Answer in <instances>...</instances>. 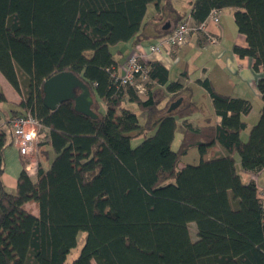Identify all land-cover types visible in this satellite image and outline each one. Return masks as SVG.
Masks as SVG:
<instances>
[{
	"label": "trees",
	"instance_id": "1",
	"mask_svg": "<svg viewBox=\"0 0 264 264\" xmlns=\"http://www.w3.org/2000/svg\"><path fill=\"white\" fill-rule=\"evenodd\" d=\"M149 6L155 15L147 25L158 24L157 39L184 22L199 32L213 10H233L247 43L233 52L250 58L255 73L261 69L262 105L246 142L240 136L250 103L216 93L207 78L196 83L219 123L206 119L203 126L191 124L198 108L190 101L170 113L172 102L161 107L189 89L169 81L159 61L142 63V94L118 85L111 49L141 39ZM190 7L187 18L173 0H0V74L20 97L9 119L37 118V147L54 153L47 169L37 166L35 182L23 160L10 193L2 175L13 139L10 127L0 130V264H67L80 233L86 237L71 264H264V204L254 180L242 182L234 159L251 176L264 170V0H193ZM61 72L88 86L96 119L76 112L72 101L55 111L44 106L42 85ZM128 103L145 113L143 124ZM178 121L183 134L173 150ZM150 131L131 147L132 138ZM215 144L228 154L178 166L189 150L204 156Z\"/></svg>",
	"mask_w": 264,
	"mask_h": 264
},
{
	"label": "crops",
	"instance_id": "2",
	"mask_svg": "<svg viewBox=\"0 0 264 264\" xmlns=\"http://www.w3.org/2000/svg\"><path fill=\"white\" fill-rule=\"evenodd\" d=\"M192 1L193 0H173V6L178 12L185 13L186 17L189 18L191 9L190 3ZM218 14L217 23H214L209 15L204 21L200 31L191 33L182 46L167 53L163 52L157 56H153L150 60L159 61L166 68L169 81H178L183 87H187L189 90L198 87L203 93H205L209 102H211V99L207 92L196 83L199 79L202 80L207 78L214 91L218 94L246 100L250 105L252 99L256 101L259 100L262 104L261 95L256 87V80L261 74V69H259L258 73H255L252 69V60L250 58H240L233 52V46L247 48L245 37L242 34H239L236 30L233 20V10H220L218 11ZM154 15L155 10L153 6H149L143 20V35L141 39H132L129 42L116 45L111 49L113 58L116 61L117 73L119 75L122 73V65L136 43H140L146 47L156 43L158 40L156 37L158 24L152 23L147 25V22ZM207 35H216L218 42L215 44L209 43L206 40ZM195 61L200 62L201 64L200 66L198 64V68H194L192 65ZM0 88L5 98V102H0V130L8 133V127H10L9 118L11 112L15 110L16 105L19 104L20 97L1 74ZM178 99H181V101L187 99V101H190L198 108L197 113L199 112L201 114L202 123L196 125H205L206 119H209L213 123H219V118L215 116L214 112L210 118L205 117L201 113V109L192 101L191 93L184 91ZM133 105L134 104L128 103L126 106L131 107ZM250 111L247 115L243 116L245 122ZM190 122L192 125H195L191 120ZM182 134L183 130L180 133V139ZM49 148V146L45 145L42 146L40 150L38 149V154H41L38 158L41 167L44 163L46 164L45 161L49 159ZM214 149L218 150L216 152L217 156L215 157H222L228 154L219 144H215L211 150ZM23 160L25 159L19 155L18 149L14 144L4 151V172L2 175V181L7 191L10 193L15 192L17 179L22 170ZM42 168L47 169L46 166H43ZM239 171L240 170H238V173L241 177V171ZM26 172L30 180L35 182L36 174L28 171ZM244 174L250 175L249 173ZM25 209L35 216L38 214L34 204H26Z\"/></svg>",
	"mask_w": 264,
	"mask_h": 264
},
{
	"label": "built area",
	"instance_id": "3",
	"mask_svg": "<svg viewBox=\"0 0 264 264\" xmlns=\"http://www.w3.org/2000/svg\"><path fill=\"white\" fill-rule=\"evenodd\" d=\"M210 16L214 23L218 22V11L213 10ZM191 33H196V29L188 22H184L178 24L170 35L158 39L152 45L146 47L141 44L134 45L121 67L122 73L116 77L118 85H133L142 94L144 91L143 83L147 80L146 69L142 63L150 60L153 56L179 48L187 41ZM206 40L211 44L218 42L216 35H207ZM41 128L42 125L39 120L30 113L15 116L10 120L13 144L23 159L28 160L38 155L37 144L41 138ZM257 193L262 201L264 192L258 188Z\"/></svg>",
	"mask_w": 264,
	"mask_h": 264
},
{
	"label": "rangeland",
	"instance_id": "4",
	"mask_svg": "<svg viewBox=\"0 0 264 264\" xmlns=\"http://www.w3.org/2000/svg\"><path fill=\"white\" fill-rule=\"evenodd\" d=\"M201 65L200 62H197L195 61L192 65L194 66V68H198L197 66ZM183 69V67H182ZM195 86V85H194ZM189 92L192 94V101L201 109V113L207 117V118H210L212 117V114H213V108H212V104L211 102H209L208 98H206L205 96V93H203L198 87H194V89L192 90H189ZM141 97H144V96H141ZM178 100V98H174L172 99L171 101H166L164 100L161 104V107H167L170 102H174ZM251 111H250V114L249 116L247 117L246 119V123H247V129L241 134L240 136V139L241 141L243 142H246L247 141V138H248V132L250 130V128L257 122L258 120V116H259V110H260V107H261V103L254 99L251 100ZM186 102H187V99H184L180 102V104L178 105L179 109L185 107L186 105ZM168 103V104H167ZM261 104V105H260ZM134 114L137 115V118H138V121L140 124H143L144 121H145V113L140 111L137 109L136 106H131V107H128ZM201 114L198 112L196 113H193V115L190 116V120L192 122H194V124H201L202 123V120H201ZM182 127L180 126V123L178 121V126H177V129H176V132H175V136H174V141H173V144H172V149L173 150H177L178 146H179V140H180V133L182 132ZM153 132H145V134L141 135V136H138V137H134L131 139L130 141V145L132 148L138 146L142 140L144 139L145 136H149V135H152ZM50 151V156H49V159L46 160V164L44 163V167L46 166V168H48L50 166V163L54 157V153L52 151L51 148L48 149ZM218 150H211V152H209L208 154L202 156L200 155L198 149H191L187 152L186 155L180 157L179 159V163H178V166H183V165H197L201 158L207 160V159H211L216 155V152ZM44 155V154H43ZM39 156H41V154L39 153L37 156L31 158V159H28L26 160L27 161V164H26V167H25V171H28V172H31L33 174H36V168L38 165H40L39 163ZM234 159L236 161V167H237V170H240V161H239V156L237 154H234ZM43 163V162H42ZM31 164V165H30ZM42 166V167H43ZM240 172V171H239ZM27 173V172H26ZM241 174V180L243 183H248L249 181L251 180H254V183L256 184L257 186V189L259 188L260 190H262L264 192V172L262 171L260 174H258L257 176H251V175H246L244 173H240ZM260 195L262 193H259ZM262 196L264 197V194H262ZM262 202L264 203V199L262 200ZM189 233H190V238L192 241H194L196 239V229H195V226L194 224H190L189 225ZM86 235L84 233H80L78 236H77V246L75 248H73L71 250V252L69 253L68 257H67V260H66V263L67 264H71V262L78 256L79 252H80V249L83 245V242H84V239H85Z\"/></svg>",
	"mask_w": 264,
	"mask_h": 264
},
{
	"label": "water",
	"instance_id": "5",
	"mask_svg": "<svg viewBox=\"0 0 264 264\" xmlns=\"http://www.w3.org/2000/svg\"><path fill=\"white\" fill-rule=\"evenodd\" d=\"M43 104L49 111H55L62 103L73 102L76 112L96 119L92 111L93 98L89 88L71 72H61L48 78L42 85ZM181 102L178 99L170 104L167 113L174 110Z\"/></svg>",
	"mask_w": 264,
	"mask_h": 264
}]
</instances>
